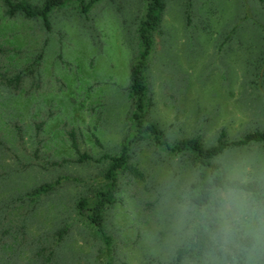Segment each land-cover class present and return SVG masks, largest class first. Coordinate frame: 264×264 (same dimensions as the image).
<instances>
[{"label":"rangeland","instance_id":"obj_1","mask_svg":"<svg viewBox=\"0 0 264 264\" xmlns=\"http://www.w3.org/2000/svg\"><path fill=\"white\" fill-rule=\"evenodd\" d=\"M164 2L146 81L149 117L165 139L198 137L207 147L221 129L232 140L264 131V0ZM145 5L100 0L84 16L69 2L51 14L47 31L39 19L6 16L0 0V264H173L200 221L216 225L212 201L202 210L190 202L207 177L192 155L135 137L127 87ZM70 130L81 152L129 155L104 210L109 254L89 212L77 210L105 187L108 161L76 162ZM214 161L225 183L243 179L264 190L263 144L230 148ZM62 175L79 181L30 196ZM215 233L201 259L182 264H225L213 252Z\"/></svg>","mask_w":264,"mask_h":264},{"label":"trees","instance_id":"obj_2","mask_svg":"<svg viewBox=\"0 0 264 264\" xmlns=\"http://www.w3.org/2000/svg\"><path fill=\"white\" fill-rule=\"evenodd\" d=\"M100 0H44L40 5L32 4L29 0H2L5 7V14L8 17L22 15L25 18L39 19L43 28L50 30L51 14L65 6L69 2H74L82 15H87L90 9ZM145 13L138 27V38L141 44V50L137 59L129 68V85L127 91L133 101L132 120L135 128V137L149 136L154 143L167 151L175 154H190L196 164L207 172V177L198 186L197 192L190 197V202L197 210L207 207L212 201L213 189L226 184L220 174V166L214 160L230 148L246 147L252 144L264 145V131L255 130L247 133L238 139H229L224 129L211 146H204L198 137H191L170 143L165 139L163 131L157 123L149 117L151 103L148 100V87L146 81V72L149 64V56L152 50V34L158 28L165 10L164 0H143ZM261 1V0H259ZM70 146L76 154L75 161L78 163H100L108 161V167L104 172L106 185L96 192L91 200L81 198L77 204V210L80 215L84 211L89 212L87 219L103 237L106 244L107 253L111 250V238L104 229V210L106 206L114 203V193L117 187L118 173L130 168L128 166L129 155L126 148H123L119 155L111 156L102 154L99 157H93L87 152H81L78 147L76 134L73 130L68 132ZM68 160L63 159L60 162H51V166H61ZM134 173H137L135 169ZM77 177L59 176L56 179L41 184L33 191L30 196L33 198L47 194L55 190L65 181H79ZM239 184L246 192L250 193L256 201L264 200V190H260L252 183L240 184L239 180H233ZM217 226L207 218L198 223L195 231L185 246L176 249L173 264H182L186 257L192 259H201L208 249L210 238ZM109 264V263H108Z\"/></svg>","mask_w":264,"mask_h":264},{"label":"clouds","instance_id":"obj_3","mask_svg":"<svg viewBox=\"0 0 264 264\" xmlns=\"http://www.w3.org/2000/svg\"><path fill=\"white\" fill-rule=\"evenodd\" d=\"M243 183L247 181L241 179ZM211 195L217 225L213 252L223 253L225 264L228 257L240 264L238 256H244L246 264H258L264 255V204L233 181L213 189Z\"/></svg>","mask_w":264,"mask_h":264}]
</instances>
